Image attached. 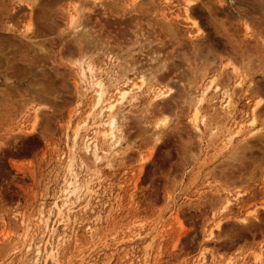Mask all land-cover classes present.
Instances as JSON below:
<instances>
[{"label": "rangeland", "instance_id": "rangeland-1", "mask_svg": "<svg viewBox=\"0 0 264 264\" xmlns=\"http://www.w3.org/2000/svg\"><path fill=\"white\" fill-rule=\"evenodd\" d=\"M77 1L81 0H60L51 7L52 14L54 13L52 17L59 26L56 25L57 30L55 28L56 31L51 36L45 37V40L42 39L48 41L47 44L52 43L55 52H58L61 47L58 43L60 38L68 34L71 36L72 33L68 32L75 31L74 29L79 26L80 19H76L80 17V12L75 8L76 6L82 8V6L74 5ZM115 1L109 4L123 3L125 0ZM215 1L217 0H204V3L206 5L210 3L208 6L214 7H210L212 15L217 11L221 12H217L218 17L215 14L211 17L207 10L195 17L202 26L205 36L209 35L211 39L214 37L216 42L222 38H219L221 37L219 34V37L215 34L214 26L217 24L216 26L221 27L222 24L223 27L219 31H223L222 35L226 40V44L222 39V44L217 45L220 61L216 63V60V64L209 65L211 66L207 68L209 74H206L207 77H204L203 83H208L210 79L216 77L221 86L225 85L224 87L234 89L237 78H234L233 69H238L239 74L236 73L237 71L235 73L239 76L243 75L242 78L245 76L244 79L247 80L245 90L243 92L237 90V96L234 95L237 109L228 123L229 132L225 131L227 127L219 123L222 116L220 99L206 105L203 112L205 111L204 114L210 117L209 120L212 119V125L216 123H219V126L222 125L221 131L224 133L220 134V137L210 139L209 131L205 130L202 141L197 138V133L189 123L192 112L185 109L186 107L179 109L180 111L177 110V115L168 113L171 120L167 121L170 122L167 125L160 123L164 118L166 119L167 115H158L156 112V116H152L154 115L152 113L149 122H143L139 117L141 114L138 113L139 108H135V112L131 113L132 115L129 114L126 122L125 130H128L126 135L128 134L129 139L125 140L121 146L120 152L123 153L115 159L113 168H108L104 164L100 166L103 170L101 169L102 174L100 173L99 180L93 173L90 174L92 189L96 190L83 197L82 201L76 203L77 205L75 204V208L70 213L71 219L67 222H61L57 212L51 213L49 209L54 205L56 198L62 195L61 189H64L62 186L65 187L64 177L68 176L66 162L68 163L67 159L71 156L70 146H72V135L75 130H72L73 126L75 128L77 121L84 118L88 112L89 104L87 106L85 101L81 105L77 100V91H80V89L75 90V82L78 81L76 84H80L78 71L73 65H69L71 61L67 63L71 57L66 59L62 51L57 53H62L61 55H56L54 58V60L59 58L56 64H53L51 60L45 61L47 64L42 62L41 65L46 64L41 66L42 69H38L40 65L36 69L35 65L31 69L33 71L22 69L24 65H16V74L21 71V75L18 74L17 77L9 73L11 75L9 78V74L7 76L3 73L5 65L0 67L3 69H0V91L4 90L3 93H6L0 92L4 99L2 101L0 98V264H51L48 262L50 246L65 228L67 232H64L66 234L64 242L67 241L60 248L59 264H264V226L256 224V219L253 220L252 217L255 212L264 221V139L259 138V135L264 134V0H223V6L216 4ZM20 2L22 3L16 4L14 0H0L3 6L2 14H4L2 23H8L7 25L13 28L23 30L29 23L30 14L26 7L23 9L19 6L29 5L31 0ZM145 2L144 6L149 8L150 16L141 14L138 17H145L143 19L146 21L140 20L144 23L146 32H152L151 29L159 31L163 28L161 23L165 22L169 26L173 25L172 29H175L182 42L190 43L189 37L196 35L197 31L193 21L186 19L183 11L184 0H145ZM86 7L90 5L87 4ZM96 9L98 8L94 11ZM214 9L217 11L214 12ZM99 10L96 12L98 15H92V18L98 17L103 11ZM221 10L224 12L222 13ZM244 11L246 14L241 15ZM69 14L71 16L74 14L73 17L79 15L74 18L75 22H71L75 25L70 24L73 20L69 19ZM126 17L129 18V15ZM113 18L110 21H104L105 18L101 21L106 22V29L110 30L109 26L112 30L114 29L113 32L119 31V29L115 30L116 25L112 26V24L122 19V16L116 15ZM213 21L215 23L211 24ZM120 22L123 23L125 20ZM73 26L75 28H72ZM163 31L166 33L165 28ZM56 43L58 47L54 45ZM170 45L163 51H173ZM133 48L137 50V47ZM101 53L102 51L92 53L91 62L101 64ZM122 58L125 59L124 56L118 58L120 64L125 62ZM65 63L71 67L63 65ZM43 66L45 69L58 66L61 74V71L67 70L66 73L64 71L66 76L62 74L60 78L59 70L53 67L59 77L53 68L50 73L58 78L55 75L49 77L50 74L46 73L49 70L46 71ZM37 69L39 72L36 71ZM42 70L46 71L44 72L46 74H43ZM200 70L201 72L197 68L196 72L201 75L203 71ZM130 74L133 79V73ZM39 75L45 77L42 78ZM197 77L195 83L198 84L202 81L200 80L202 77ZM73 79L76 81L74 82ZM33 80L34 83H38V86L35 84L34 88H30L33 86ZM173 81L177 83L178 80ZM52 82L58 84H55L57 86L55 88L59 91L53 88L55 85H52ZM45 84L51 93L57 91L55 93L59 95L61 91L60 98H56L58 95L54 93L50 97L51 93L48 89L43 94L39 88L42 87L45 91L47 87ZM250 84L251 87H249ZM65 85L66 87L63 88L62 86ZM253 85H257L255 91L250 90ZM180 87H174V91H181L182 86ZM36 88L41 98L36 95ZM257 88L259 91H256ZM46 93L51 99L45 97ZM210 95L214 97L213 90L208 96L209 99H211ZM31 96L33 97L30 98ZM64 96L66 102L63 103ZM53 97L58 99L59 103L55 104L56 100ZM45 98L49 100L44 101ZM259 98L263 100L260 106H257L261 109V113L256 108L255 116L258 113L256 117L258 121L252 125V108L255 107L254 104ZM61 105L64 106L61 107ZM37 106L41 109H36ZM211 106H214V109ZM35 110H38V113L41 112L40 120L37 121L38 126L32 123ZM155 121H158L159 125H155ZM157 128L160 131L165 130L161 132L162 139L159 142L154 140ZM253 129L257 131V134L252 135L250 139V135L246 136V134ZM228 135L233 137L232 140L227 139ZM247 138L250 140L248 141ZM254 141L258 142V145ZM255 144L257 147L254 146ZM234 153L236 156L233 155ZM81 156L93 169L91 157L82 152ZM146 156L148 159L144 161ZM234 157L238 159L234 160ZM254 158L257 165H253ZM241 160H247L248 163L247 161L242 163ZM250 162L252 163L249 164ZM246 164H249L248 167ZM236 165L239 167L235 170L237 176L241 170L246 172L245 167L247 170L251 169V165L254 167L250 174L246 173L238 181H230L229 178L227 180L229 172L226 171ZM83 177L90 178L85 175ZM227 197H230L232 202L225 209L222 201ZM89 202L90 206L85 208L84 205ZM40 218H43L44 222L49 218L48 229H45L43 223L37 227ZM245 218L254 226L252 231L255 233L254 237L248 230H244L245 228L242 230L241 220ZM26 222L35 225L36 231L28 240L34 239L35 244L41 242L40 255L36 253L37 245H33L31 249L26 248L28 245L24 237ZM217 222L221 231L215 227ZM53 230L57 231V235L56 233L53 235ZM210 231L213 232L212 239L209 238ZM38 257L39 260H36Z\"/></svg>", "mask_w": 264, "mask_h": 264}, {"label": "bare ground", "instance_id": "bare-ground-1", "mask_svg": "<svg viewBox=\"0 0 264 264\" xmlns=\"http://www.w3.org/2000/svg\"><path fill=\"white\" fill-rule=\"evenodd\" d=\"M20 1L21 0H17L18 3L23 2V1L22 2H20ZM28 1H30V0H28ZM57 1H60V0H31L29 5H25V6H19L18 5L20 8H23V9L26 7L27 11L30 14L29 23L26 25L25 29L22 28L23 30L13 28L12 26L7 25L8 23L7 24L2 23V21H3L2 17L4 16V14H2L1 7H3V6H2V3H0V67H3V65H5L6 68H3V69H5L4 70L5 72H3V73L7 74V76L9 73L15 74L13 76L17 77L18 74L21 75V71L19 72L21 67L19 69L17 68L19 73L16 74L17 73L16 67H15L16 65H18V66L24 65L22 67V69L24 68L26 70H31L35 65H36L35 66V69H36V67L38 68L40 65V68H38V69H42L41 66L43 64L46 65L47 62L50 60L53 64H56V61L59 58H57L56 60H54V58L56 55H61L62 53L61 54H57V53L59 51H62L65 53V54L63 53L64 54L63 56L66 55V59L68 57H71V59L67 60V63L69 61H71L69 65H73L76 68V71H78L80 84L79 85L76 84L78 81L75 82L76 80L73 79V81L75 82V85H76L75 90L77 91V89H80L79 92L77 91V95H78L77 100L81 105L83 103H85V101H86L85 104L87 106L89 104L88 112L84 118L81 117L82 119L77 121L75 128L73 126L72 130H74V129L75 130H74L73 135H72V146H70L71 147V153H70L71 156H69V158L67 159L68 163L66 162L67 173H68L67 175L68 176H66V178L64 177L65 187L62 186L64 188V189H61L62 195L61 196L59 195L60 197L56 198V200L54 201L55 202L54 205L49 209V212H51V213L57 212V215L61 218V222H67L71 219L70 213H71V210L75 208V204L79 203L80 201H82L83 197L87 196L88 194L93 193L96 190L94 187L93 188L95 190L92 189V175H90V174L93 173L95 175V177L97 176L96 177L97 180H99L98 177L101 176L100 173H101V169H102V168H100V166L102 164H104L108 168H113L115 159L120 155V153L121 154L123 153L122 151L120 152L121 146L125 140L129 139V137L127 138L128 134L126 135V131H128V130L127 129L125 130V128L127 126L126 122H127V119L129 118V114L135 112L134 111L135 108H139L138 113H141V114H139V117L141 118V120L143 122H147V121L149 122L150 118H152L150 116V114H152V113H154V115H152V116H156L155 115L156 112H158V113H156L158 115L159 114L160 115H163V114L167 115L166 119L164 118V120H162L160 122L164 125H167L170 123L167 121L171 120L170 117L168 116V113L169 114L170 113L176 114L177 110L183 109L186 107L185 109H187L189 112H192V117H191L189 123L191 124L192 129L197 133V136H198L197 138L200 141H202L203 136L205 135V132H206L205 130L209 131V136H210L209 138L210 139L212 137L216 138L217 136L220 137L221 136L220 134L224 133L223 131H221L222 125L219 126L218 125L219 123H222L224 127H227V129L225 131L227 133L229 132L228 123L230 122L231 117L233 116V114L236 112L235 110L237 109L236 108L237 102L235 101L236 99L234 98V95L237 96V94H238L237 90L242 91V92L245 90L244 87H245V82L247 80L244 79V78H246L245 76H244V78H242L243 75L240 74L241 76H239L236 74V73H238V71H237L238 69L236 68L237 70L233 69L235 72L237 71L236 73L232 71L235 74L234 78L235 79L237 78V80L235 82V88L234 89H231L230 87H228V88L224 87L225 85H223V83H222L223 86H221V84L219 83V80H217L216 77H213L212 79H210L208 83H206V82L203 83L204 77L208 73L207 68L209 67V65H213L216 62V60H217L216 63H219V61H220V59H219L220 52L218 51L219 50L218 46H219V44L220 45L222 44L221 40L222 39L224 40V38H225L224 35H222L223 31L222 30H221L222 32L219 31V29L221 27H223L221 24L223 22L220 23L221 27L216 26L217 24H215V26L212 25L215 28L214 29L216 31L215 34L217 36L219 34V36H221V37H219V36L218 37L222 38L220 40L217 38L218 40L216 42V41H214V37L212 38L213 39L212 40L209 35L205 36L204 31L202 30V26L195 19V17H197L198 14L201 13L202 11L204 12V10H207L209 12V14L211 15V17L214 14L217 15L218 11L215 9H214V12L215 11H217V12H215L212 15V9L210 7H212V8H214V7L208 6V5H210V3L208 5H206L204 3V0H184V2H183L184 9H183V7H182V9H183L184 13L186 14V19L193 21L192 23H193V25L197 31L196 35H191L189 37L191 41H189L190 43H188V44L185 42H182L178 33L176 34V32L174 31L175 29H172L173 25L169 26L168 23H165V22H163L164 24L161 23L163 25L162 26L163 28L162 29L160 28L159 31L155 28L156 30H154V31H153V29H151L152 32L150 30H149L150 32H146V29L144 28V25H143L144 23H142V20H140V19L145 18L144 17L145 15L150 16V10H148L149 8L147 9L146 8L147 6L146 7L144 6V5H146L145 0H128V1L125 0L123 3L120 2V3H116V4L115 3L109 4V2H114L115 0H81V1H77V3H75L74 5L79 4L82 6V8H77V6L75 8L76 10H78L80 12L79 13L80 17L78 19H76V20L80 19L78 21L79 26L76 28H75V26L72 27V28H75L74 29L75 31L68 32L70 34L72 33L71 36L68 34L69 37H68V35H66V36H64L66 38L62 37L59 40L60 42L57 41L59 43V46H61V47L58 50V52H55L53 50L52 43L47 44L48 41H44L45 40L44 38L51 36L57 30V26H59L58 24H56V22L54 21V18L52 17V15L54 13L52 14V9H51V7L54 6L53 4L54 3L56 4ZM14 2L16 4H18L15 0H14ZM115 2H117V1H115ZM206 3H208V1H206ZM215 3L216 4L218 3L221 6H223V4H224L223 0H217V1H215ZM87 4H89L90 7H86ZM147 4H149V2ZM150 5H151V3H150ZM252 5H250V6H252ZM95 8H98V9H96L94 11ZM254 8L256 9L257 7H254ZM15 9H16V7H15ZM99 9L103 10L101 13H99L100 15L98 17L92 18L93 17L92 15H94V16L98 15V13L96 14V12ZM67 10H68V8H67ZM76 12L77 11H75V13ZM223 12L224 11H222V13ZM218 13H221V12H218ZM242 13L243 14H241V15H244L245 11ZM77 14H78V12H77ZM141 14H143L144 16L143 17L141 16V18L138 17ZM56 15L60 16V14H55V16ZM116 15H121L122 19H119V21H114L112 26L113 25L118 26V28H116V26H115V30L119 29V31L117 30V31L113 32L114 29L112 30V27L108 26V28L109 29L111 28V29L110 30L106 29L107 28L106 24H105L106 22H102L103 20L101 21V19L105 18L104 21L105 20L110 21L111 18L112 17L115 18ZM127 15H129V18L126 17ZM152 15H154V14H152ZM218 15L216 17H218ZM73 16H74V14H73ZM73 16L70 15V17H69V19L73 20V21H70V24H72L71 22L76 21V20L74 21V18H76L77 15L75 17H73ZM123 17H126V18L123 19ZM92 19L94 21H92ZM122 20H125V22H123V23L120 22ZM144 20L145 19H143V21ZM220 21H222V20H220ZM214 23H215V21H213V23H211V24H214ZM147 24H149V23L147 22ZM121 26H123V27H121ZM55 28H56V30H55ZM164 28L166 29V33H168L167 35H165L166 33H164V31H163ZM55 36L58 37V35H55ZM167 38H168V40H167ZM38 39H42V40H38ZM223 40H222V42H223ZM224 41L226 44V40H224ZM58 43H56L54 45H56V47H58L57 46ZM225 44L223 43V45H225ZM169 45L172 46L174 50L173 51L167 50V52L163 51L164 48H166ZM133 47H137V50L139 52L137 53L136 52L137 50H134ZM56 50H57V48H56ZM98 51H102V53H101L102 63L101 64H94L91 62L92 60L90 59V56H93L91 54L94 52H98ZM120 56L125 57V59L122 58L125 61V62H123V64H120L121 62H119L118 58ZM98 59H99V57H98ZM45 61H47V62H45ZM42 62H45L46 64L43 63L41 65ZM49 64H51V63L49 62ZM63 65H67V64L65 63ZM14 67H15V69H14ZM53 67L57 68L58 66H53ZM53 67H51L50 69H47V68L45 69L43 66V68L46 71H48V70L49 71L46 72V71L42 70V73L43 74L49 73L50 74L49 77L52 76L53 74H51L50 71H52L51 69ZM68 67H71V66H68ZM219 67H220V65H219ZM54 68H53V71H56V69L54 70ZM58 68H57V70L60 69V68L59 69ZM197 68H199L200 72H201L200 69H202L203 72L201 73V75L198 74V72H196ZM3 69H1V70H3ZM8 69H10V70H8ZM38 69L36 71H38ZM220 69H222V68H220ZM218 70H219V68H218ZM31 71H33V70H31ZM64 71L65 70L61 71L62 74H64ZM66 71H65V73H66ZM211 71H213V69ZM44 72H46V73H44ZM221 72L222 71H220V73ZM59 73H60V70H59ZM130 73H133L132 74V77H134L133 79L131 78ZM195 73H196V76L202 77L200 79L202 81L198 84H197V82L195 83V81H196ZM10 74H9V78L11 76ZM56 74H58V72ZM62 74L60 73V78H61V76H63ZM75 74H76V72H75ZM172 74H174L173 75L174 77H172ZM28 75H31V74L28 73ZM54 75H53V77H54ZM57 76L59 77V74ZM64 76H66V75L64 74ZM3 77L5 78L6 76H3ZM40 77L43 78L45 76L41 75ZM42 78H40V79H42ZM63 78H65V77H63ZM174 78L176 80H178L177 81L178 85H177V83H175L176 81L175 82L173 81V80H175ZM46 79H48V76ZM7 80H9V79H7ZM226 81H228V80H226ZM38 82H40V81H38ZM32 83H33V86L30 88H34L35 84H36V86H38L37 85L38 83H36V82L34 83V80ZM44 83H46V81ZM50 83H51V80H50ZM50 83L47 82L48 85H50ZM59 83H61V81H59ZM251 83H253V82H251ZM40 84H43V83L40 82ZM47 84H45V86H47ZM55 84L58 85L56 82H54V84L52 82V85H55ZM61 84H63V83H61ZM179 84H180V86H182L181 91L179 89H178L179 91H174V87L175 88H178V87L181 88L179 86ZM56 85L53 86V88L57 87ZM40 86L44 87V85H39V87ZM74 86H72V87H74ZM171 86H174V87H171ZM233 86H234V84H233ZM50 87L52 88V86H50ZM62 87L65 88L66 85L62 86ZM249 87H251V84L249 85ZM256 87H257V85H253V88H251L250 90L255 91ZM14 88H16V87H14ZM37 89L38 88H36L35 92H37L36 95H38V98L39 97L41 98L40 93H38L39 90L42 91L43 94H44V92H47V89H48V91H50L48 86L45 87V91L42 90V87H40L38 91H37ZM56 89L57 88H55V90ZM258 89L259 88H257L256 91ZM28 90L30 91L31 89H28ZM32 90H34V89H32ZM212 90L214 92V97L212 96L213 97L212 98L210 95L211 99H209L208 96H209L210 92H212ZM3 91H0V92L3 93ZM247 91L248 90H246V92ZM55 92H57V91H54L53 93L56 94ZM49 93H51V91ZM53 93H51L50 97L53 95ZM60 93H61V91H60ZM60 93H59V95L56 94V95H58V97L56 96V98H58V99L60 98L59 97L61 95ZM3 94H6V93L4 92ZM43 94H42V97H43ZM46 96H47V98L51 99L50 97H48L47 93L45 94V97ZM2 97H3V95L0 98L2 99ZM32 97L33 96H31L30 98H32ZM47 98H45L46 100H44V99L43 100L44 101L49 100ZM53 98H55V97H53ZM56 98H55V100H56L55 104L59 103V101L57 102L58 99H56ZM64 99H65V96H64ZM144 99H145V102H144ZM217 99H220V102H221L220 103V112L222 111V113H221L222 116H221V119L219 120V123H216V124L214 123L215 125H212V121H211L212 119L209 120L210 117H207L206 113L204 114L205 111L203 112V109L206 108L205 107L206 105L212 103L213 101H216ZM261 99L262 98L257 99V102L258 101L259 102L258 103L255 102L256 103V104H254L255 107L252 106L253 107L252 108L253 119L251 121L252 125L253 124L255 125V122L257 123V121H258V120H256L258 113H256V116H255V112H257L256 111L257 106H260V104L263 101ZM3 100L4 99H2V101ZM30 100L31 99H29V101ZM55 100H52V101L54 102ZM60 100H62V99H60ZM26 102H28V101L26 100ZM64 102H66V99H65V101L63 100V103ZM64 105H61V107ZM211 107L214 109V106H211ZM45 108H47V107H45ZM36 109L40 110L41 108L40 107L38 108V106H37ZM257 109H259V108H257ZM38 110H35L33 118H32L34 120L32 123H36L37 126H38L37 121L40 120L39 117L41 116V115H39L41 112L38 113ZM260 110L261 109H259V111ZM208 112H209V110H208ZM31 113H32V111H31ZM77 113H79V112L77 111ZM260 113H261V111H260ZM250 114H251V112H250ZM212 115H214V114L212 113ZM212 115H211V117H212ZM214 116H216V115H214ZM217 116L220 117V115H217ZM138 121H139V119H138ZM158 123H159L158 121H155L154 124L157 125ZM34 126H35V124H34ZM157 130H158V128H157ZM162 131H165V130L161 129V131H160V129H159L157 131V133L155 132L157 134V135L155 134L156 135L155 139H154L155 142H159L162 139L161 138V132ZM256 132L257 131L253 129L248 134H246V136L250 135L249 138L252 139L251 138L252 135L257 134ZM258 132H259V130H258ZM263 133H264V131H263ZM139 135H141V134H139ZM162 135H163V133H162ZM263 136H264V134H261V136L259 135V138L262 140V139H264ZM179 137H180V135H179ZM257 137H255V139ZM232 138L233 137H229V135L227 137L228 140H232ZM249 138H247V140ZM260 143H263V142H260ZM256 144L258 145V142ZM256 144L254 145L255 147H257ZM257 149H259V148H257ZM68 150H70V148ZM150 150L152 151V149H150ZM81 152L83 154L91 157V159L93 160V166H94L93 169H91L89 164L83 159V157L81 156ZM253 152H254V150H253ZM186 153H187V149L185 151V154ZM236 153H234L233 155H235ZM150 156H151V154L148 155V158ZM183 157H185V155ZM148 158L146 156V158H144L143 160L146 161ZM237 159L238 158H235L234 160H237ZM252 160H253V165H257L255 162L256 158H254ZM241 161L243 163V161L246 162L247 160L246 161L241 160ZM247 163H248V161H247ZM251 163L252 162H250L249 164H251ZM249 164H246L247 166L246 165L245 166L248 167ZM253 165H251V169H249V170H247V168L244 166L246 169V172L244 170L243 171L239 170L240 171L239 176H237L236 171H235L237 169L236 167H238V165L231 166L230 169H228V171H226V172H229L227 175V180L229 178L230 181H238V179L243 178L246 175V173L250 174L252 172V167H254ZM142 167H140V169H142ZM157 169H158V167H157ZM242 169H244V168H242ZM222 171H224V170H222ZM65 174H66V172H65ZM84 175H85V177L90 176V178H84L83 177ZM94 179H93V181H94ZM134 184H136V183L134 182ZM61 190H60V193H61ZM231 202L232 201H231L230 197L225 198L224 201H222L223 207L225 205V209L228 208V206L231 204ZM89 204H90V202L86 203L84 205V207L88 208V206H90ZM85 208H83V210ZM225 209H223V210H225ZM252 217H253V220L256 219V221H257L256 224L258 223L259 225L264 226V221H262L258 217V215L255 214V212H254ZM48 220H49V218L46 219V221L44 222V219L40 218L39 221L37 222V227L43 223V224H45V229H48L49 228ZM250 220H251V218H250ZM220 222H221V220H219V223ZM241 222L243 224L242 230H243V228H245L244 230H248L249 234H251V236L254 237L255 233L252 232L254 226H252L251 222H249L248 219H246V218L242 219ZM219 223L215 227H217L221 231L222 229H221ZM22 224H24V223H22ZM220 224H222V223H220ZM34 226L30 222L25 223L24 237H25V242L28 244V245H26V248L31 249L33 245H37L36 253H37V255H40L42 253V250L40 248L41 242L38 244H35V241L33 239L34 235L32 236L33 240H31V239L28 240V238L31 237V235L33 233H35V231H36V228ZM65 231H66V228H65L64 232ZM56 232L57 231L53 230V235ZM64 232L62 234L60 233V235H57V233H56V235H57L56 239L57 240L55 239V241L50 246V251L48 253V262H50L51 264H59L60 263V261H59V254H60V250H61L60 248L67 241L66 240L64 242L65 235H66ZM225 235H226V237L229 236L227 233ZM68 236H69V234H68ZM210 237H211V239L213 238V232L212 231H210L209 238ZM36 260H39V257L36 258Z\"/></svg>", "mask_w": 264, "mask_h": 264}]
</instances>
